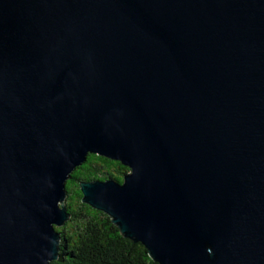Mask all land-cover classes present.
<instances>
[{"label":"water","instance_id":"water-1","mask_svg":"<svg viewBox=\"0 0 264 264\" xmlns=\"http://www.w3.org/2000/svg\"><path fill=\"white\" fill-rule=\"evenodd\" d=\"M83 203L159 264H264V0H0V264H51Z\"/></svg>","mask_w":264,"mask_h":264},{"label":"trees","instance_id":"trees-1","mask_svg":"<svg viewBox=\"0 0 264 264\" xmlns=\"http://www.w3.org/2000/svg\"><path fill=\"white\" fill-rule=\"evenodd\" d=\"M129 172L120 162L94 154L75 169L66 183L71 217L56 228L61 236L60 258L51 264H159L141 243L125 238L107 214L82 201L80 183L109 179L122 183Z\"/></svg>","mask_w":264,"mask_h":264},{"label":"flooded vegetation","instance_id":"flooded-vegetation-1","mask_svg":"<svg viewBox=\"0 0 264 264\" xmlns=\"http://www.w3.org/2000/svg\"><path fill=\"white\" fill-rule=\"evenodd\" d=\"M96 253V252H95Z\"/></svg>","mask_w":264,"mask_h":264}]
</instances>
